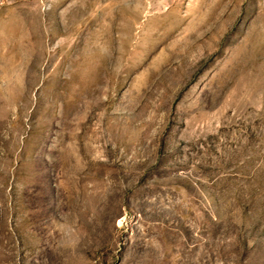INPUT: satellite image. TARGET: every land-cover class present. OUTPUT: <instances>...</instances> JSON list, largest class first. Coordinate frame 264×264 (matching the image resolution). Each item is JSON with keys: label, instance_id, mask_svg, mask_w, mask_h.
Wrapping results in <instances>:
<instances>
[{"label": "rangeland", "instance_id": "obj_1", "mask_svg": "<svg viewBox=\"0 0 264 264\" xmlns=\"http://www.w3.org/2000/svg\"><path fill=\"white\" fill-rule=\"evenodd\" d=\"M0 264H264V0H0Z\"/></svg>", "mask_w": 264, "mask_h": 264}]
</instances>
